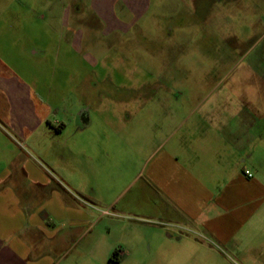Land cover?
<instances>
[{"label":"rangeland","instance_id":"rangeland-1","mask_svg":"<svg viewBox=\"0 0 264 264\" xmlns=\"http://www.w3.org/2000/svg\"><path fill=\"white\" fill-rule=\"evenodd\" d=\"M241 102H264V0H0V171L64 172L88 202L71 214L95 217L89 243L128 252L117 264H264V225L240 241L184 228L149 179L190 121ZM21 119L52 137L25 143Z\"/></svg>","mask_w":264,"mask_h":264},{"label":"crops","instance_id":"crops-1","mask_svg":"<svg viewBox=\"0 0 264 264\" xmlns=\"http://www.w3.org/2000/svg\"><path fill=\"white\" fill-rule=\"evenodd\" d=\"M125 1L144 8L147 0ZM241 104L242 108L232 111L230 118L208 114L207 118L190 121L183 136L184 150L175 146L168 152L159 151L149 176L154 194L161 200V206L158 200L156 208L177 212L182 217L177 221L184 228L192 227L196 232L224 241H240L250 227L252 232L248 233L257 234L264 225V173L253 164L257 162L256 154L264 149V127L262 132L256 130L259 113L264 120V102L258 108L253 103L251 109L244 102ZM235 115L240 118L236 120ZM84 119L90 123L89 117ZM45 121L21 119L11 126L25 138V143L29 141L36 147V143L52 137L33 133ZM25 131L31 134L26 135ZM42 157L38 156L44 161ZM59 157L69 159L64 153ZM247 170L252 176L246 174ZM76 194L75 181L61 170L33 169L25 164L3 168L0 171V264L120 263L121 259L115 257L128 252L118 247L102 252L93 242L89 243L96 220L93 216L71 214L88 206ZM54 218L66 219V223L54 227ZM80 240L88 244L80 246Z\"/></svg>","mask_w":264,"mask_h":264},{"label":"flooded vegetation","instance_id":"flooded-vegetation-1","mask_svg":"<svg viewBox=\"0 0 264 264\" xmlns=\"http://www.w3.org/2000/svg\"><path fill=\"white\" fill-rule=\"evenodd\" d=\"M80 116H81V118L84 119L87 116V114L85 112H81Z\"/></svg>","mask_w":264,"mask_h":264},{"label":"built area","instance_id":"built-area-1","mask_svg":"<svg viewBox=\"0 0 264 264\" xmlns=\"http://www.w3.org/2000/svg\"><path fill=\"white\" fill-rule=\"evenodd\" d=\"M246 174L252 176V173L249 170L246 171Z\"/></svg>","mask_w":264,"mask_h":264}]
</instances>
